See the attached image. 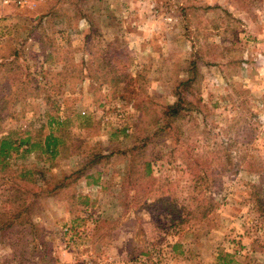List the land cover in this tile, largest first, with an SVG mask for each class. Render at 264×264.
Returning a JSON list of instances; mask_svg holds the SVG:
<instances>
[{"label":"rangeland","instance_id":"rangeland-1","mask_svg":"<svg viewBox=\"0 0 264 264\" xmlns=\"http://www.w3.org/2000/svg\"><path fill=\"white\" fill-rule=\"evenodd\" d=\"M1 53L0 138L37 145L0 264H264V0H0Z\"/></svg>","mask_w":264,"mask_h":264},{"label":"trees","instance_id":"trees-1","mask_svg":"<svg viewBox=\"0 0 264 264\" xmlns=\"http://www.w3.org/2000/svg\"><path fill=\"white\" fill-rule=\"evenodd\" d=\"M10 47V45H8ZM17 50L16 49H12L11 55L12 54H16ZM2 55L0 57H5V55H7L8 53H1ZM191 80L189 78L182 80L178 83V85L176 86V91H174V95H175V100L169 104H165L164 106H162L160 108V115L163 118V125L162 127H160V130H172L173 127L175 126V122L177 119H179L181 117L180 113L182 110L187 109L186 105L187 102L184 98L183 95V91L187 90L191 84H190ZM7 87V85H6ZM8 90V88H7ZM51 106H53V101H50ZM58 117H50L49 119V123H53L54 124V128H57V126H59L63 121H58L57 120ZM155 123V122H154ZM154 131H158L154 130ZM168 132V131H167ZM51 132L47 133L43 139L42 142V147H43V151L45 153H49L50 155L55 154L56 151V141H58V137L50 134ZM29 137H26L25 139L20 138V143L16 146L14 145V142L8 138V137H1L0 138V168L4 167L7 163V159L6 157L8 155H10L11 152H15L17 151V149L19 148L20 144H26V146L24 148H21L22 151H28L29 146L34 145L36 146L37 143L34 144H30L29 143ZM40 146V145H39ZM22 147V145H21ZM145 169L146 171L149 170V164L146 163L145 164ZM22 177H25V172L22 174H19ZM66 180L67 177L64 176L61 180H59L58 182H56V184H54L53 187L57 188L59 186H64L65 184H60L61 181L63 182V180ZM64 180V181H65ZM22 192H19L15 197H17L16 201L18 199H20V201H22ZM20 215V212H17L13 215V219L18 218V216ZM12 216H10L8 219L6 218V215H0V219H2L0 221V237L4 236V231L10 227V225H13V223L10 221ZM17 223L18 225H23V224H29V220L26 217H22L20 219H17Z\"/></svg>","mask_w":264,"mask_h":264}]
</instances>
